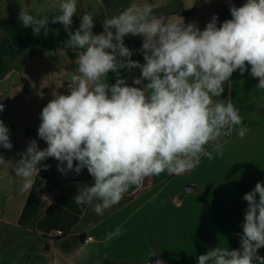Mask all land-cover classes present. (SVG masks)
Here are the masks:
<instances>
[{
    "label": "clouds",
    "instance_id": "9594fccd",
    "mask_svg": "<svg viewBox=\"0 0 264 264\" xmlns=\"http://www.w3.org/2000/svg\"><path fill=\"white\" fill-rule=\"evenodd\" d=\"M53 8L58 14L51 19L23 9L18 19L35 35L47 36L50 22L61 24L68 32L65 47L77 53L76 72L68 94L53 93L41 111L37 134L47 147L40 149L30 140L18 153L14 172L23 181L21 191L30 192L33 178L51 167L42 163L48 158L59 162L57 170L64 175L86 168L94 183L79 187L73 200L103 216L145 178L165 171L182 175L198 166L201 156L222 155L221 140L234 130L240 138L246 135L231 98H218L233 73L243 75L249 65L250 75L259 81L256 88L264 89V0L230 5L231 19L217 26L213 15L203 30L182 17L157 16L148 3L133 4L105 19L98 34L93 33L92 11L83 12L72 30L77 0H54ZM126 36L142 37L138 51L143 63L132 59ZM132 69H139L140 76L129 84L121 72ZM0 146L13 148L3 120ZM243 200L247 208L242 234H237L240 247L209 249L197 257L198 264H264L258 254L264 248V182H257ZM120 235L116 228L105 243Z\"/></svg>",
    "mask_w": 264,
    "mask_h": 264
},
{
    "label": "crops",
    "instance_id": "0c3cea01",
    "mask_svg": "<svg viewBox=\"0 0 264 264\" xmlns=\"http://www.w3.org/2000/svg\"><path fill=\"white\" fill-rule=\"evenodd\" d=\"M244 3L154 0L151 7H165L169 11L163 16L166 19L182 17L185 24L196 22L203 30L213 15L220 26L231 19L230 5ZM133 38H124L127 47ZM140 42L142 46V37ZM13 45L8 42L9 49L18 48ZM73 51L64 48L54 56L27 54L14 67L0 66V103L4 105L0 120L9 128L13 143L11 150L0 146L5 160L0 164V264H151L159 257L172 264H198L197 257L209 249L239 248L237 234H242L247 208L243 196L257 182H264V89L256 88L259 81L250 75V65L243 75L239 70L233 73L218 98H231L248 129L243 138L236 130L223 138L222 155L201 156L199 165L182 175L165 171L145 178L103 216L73 200L79 187L94 183L86 168L64 175L57 170L59 162L48 158L42 163L51 167L33 178L30 192L21 191L23 181L14 172L18 153L26 150L30 140H36L40 149L47 147L37 134L40 114L53 99L52 93L64 94L69 89L71 78L65 86L60 78L64 69L76 72L77 53ZM19 55H4L3 59L15 62ZM121 75L129 83L131 72L122 70ZM109 80L115 82L114 74H109ZM236 179L248 186L242 190ZM187 185L194 190L186 193ZM116 228L121 235L105 243ZM89 236L91 241L86 240ZM258 254L264 256V248Z\"/></svg>",
    "mask_w": 264,
    "mask_h": 264
},
{
    "label": "rangeland",
    "instance_id": "374dc122",
    "mask_svg": "<svg viewBox=\"0 0 264 264\" xmlns=\"http://www.w3.org/2000/svg\"><path fill=\"white\" fill-rule=\"evenodd\" d=\"M154 0H77L78 14L73 17V24L71 28L74 30L79 27L80 16L85 11H92L95 13V27L93 33L96 34L103 28V21L111 18L128 8L133 4L142 5L148 3L152 5ZM54 0H0V66L14 67L19 64V60L29 56H54L65 47L66 36L68 32L64 30L63 26L59 23H49L47 36L41 32L35 35L31 27H23L22 22L18 19V14L23 9L30 14L39 13L41 17L47 16L51 19L57 15V11L53 8ZM8 42L18 46L17 49H9ZM76 52V51H73ZM20 53L15 62L13 60L3 59L4 55L14 56ZM4 61V62H3ZM71 68L68 72L63 70V75L60 81L65 86L68 79L75 73ZM69 89L64 94H68ZM37 89H35V93ZM34 93V92H33ZM52 93V92H51ZM53 94V93H52ZM49 97V94H48ZM0 260L2 261L3 256ZM5 262V258H4ZM29 264H36L30 261ZM254 264L255 261H254Z\"/></svg>",
    "mask_w": 264,
    "mask_h": 264
},
{
    "label": "trees",
    "instance_id": "16d2710c",
    "mask_svg": "<svg viewBox=\"0 0 264 264\" xmlns=\"http://www.w3.org/2000/svg\"><path fill=\"white\" fill-rule=\"evenodd\" d=\"M153 13L156 14L157 16H164L169 14V11L165 7H159L153 10ZM128 48L133 51L132 59L137 60L142 62L143 61V56L142 54L138 51L141 48V42H140V36H135L128 44ZM140 76V71L139 69H132L131 70V76L129 78V83L132 84V81L134 78ZM237 184L240 186L242 190H244L248 184L243 183L242 181L236 179ZM144 186H142L143 188ZM255 187V186H254ZM139 191V190H138ZM137 191V192H138ZM136 192V193H137ZM5 246V243H3V247ZM2 247V248H3Z\"/></svg>",
    "mask_w": 264,
    "mask_h": 264
},
{
    "label": "water",
    "instance_id": "95a60500",
    "mask_svg": "<svg viewBox=\"0 0 264 264\" xmlns=\"http://www.w3.org/2000/svg\"><path fill=\"white\" fill-rule=\"evenodd\" d=\"M193 190H194V187L191 186V185H187V186L185 187V192H186V193H189V192H191V191H193ZM157 260L161 261L162 264H172V263H170L168 260L164 259L163 257H159V258H157V259H156L155 261H153L151 264H156V261H157Z\"/></svg>",
    "mask_w": 264,
    "mask_h": 264
},
{
    "label": "built area",
    "instance_id": "2783aa9c",
    "mask_svg": "<svg viewBox=\"0 0 264 264\" xmlns=\"http://www.w3.org/2000/svg\"><path fill=\"white\" fill-rule=\"evenodd\" d=\"M55 234H56V235H61V232H60V231H56ZM86 240H87V241H91V240H92V237L89 236V237L86 238Z\"/></svg>",
    "mask_w": 264,
    "mask_h": 264
}]
</instances>
